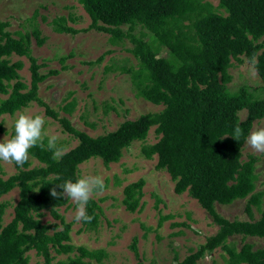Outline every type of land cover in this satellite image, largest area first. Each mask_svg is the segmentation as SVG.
Segmentation results:
<instances>
[{"label":"trees","instance_id":"1","mask_svg":"<svg viewBox=\"0 0 264 264\" xmlns=\"http://www.w3.org/2000/svg\"><path fill=\"white\" fill-rule=\"evenodd\" d=\"M77 1L89 18L81 31L105 33L112 45L128 41L126 50L136 60V67L119 69L129 75L138 97L160 104L161 108L125 119L113 130L96 136L76 129L66 116H59L37 96L38 83L57 72L40 73L38 69L44 64L30 55V35L37 45L44 41L38 28L16 31L15 37L5 30L8 23L0 20V96H5L0 97V116L11 115L34 101L44 107L62 131L76 139L59 160L53 159L46 147L30 149L29 156L39 165L28 167L27 161L22 167L15 166L14 174L0 178V196L13 188L18 190L12 216L5 224L1 220L6 203L0 202V264H27L29 250L42 258L40 264L100 263L104 256L101 249L89 250L69 243L70 222L65 223L57 212L67 199L53 198L49 190L79 177L78 164L91 157L100 158L105 166L118 161L122 150L134 140H144L150 128L156 141L142 145L140 154L145 158L155 155L154 168L167 172L173 181V192H185L193 198L218 226L181 260L173 256L165 264H196L217 247L226 254L225 264H264V189L255 190L254 164L258 158L249 154L246 160L241 159L242 145L253 122L264 117V0H217L215 5L204 0ZM65 19H52V31L77 33L79 30L67 25ZM162 48L167 51L165 56L159 54ZM12 54L29 61L28 86L18 74L22 61H10ZM101 58L102 55L93 62ZM231 60L250 64L261 82L259 86L249 89L243 84L229 89L227 69ZM73 104H63L62 111L70 114ZM242 109L245 116L240 119L238 112ZM237 123L243 129L238 141L231 136L220 139L231 134ZM142 186L143 179H138L123 187L121 203L127 211L141 208ZM235 199L245 200L243 211L248 220H227L214 211L213 203L226 204ZM252 208L259 213L256 219L252 218ZM43 209L58 219L61 229L56 230L55 223L40 221ZM87 212L93 219L81 222L82 227L95 229L100 208L93 199ZM164 218L160 217L157 225ZM234 235L258 238L261 245L253 249L251 243L242 242L234 249L226 243ZM135 244L133 237L129 248L137 256ZM50 250L55 255L73 250L76 254L53 260Z\"/></svg>","mask_w":264,"mask_h":264},{"label":"rangeland","instance_id":"2","mask_svg":"<svg viewBox=\"0 0 264 264\" xmlns=\"http://www.w3.org/2000/svg\"><path fill=\"white\" fill-rule=\"evenodd\" d=\"M204 1L213 5L217 3V0ZM59 16H64L66 24L79 31L74 34L52 31L50 22ZM69 16L74 20L71 21ZM0 20L8 23L5 30L15 37L16 31L31 32L33 26L38 28L39 36L44 37V41L37 45L33 35H30V55L37 63L44 64L38 69L40 73H47L49 70L57 72L48 74L38 83L37 96L59 116H66L76 129L96 136L113 130L125 119L161 108L160 104L155 105L138 97L130 83L129 75L119 69L120 66L136 67V60L126 50L130 46L127 40H123L120 45H112L105 33L93 29L81 31L89 24V18L77 0H0ZM166 53L165 48L159 51L163 56ZM100 55L101 60L93 62ZM63 56L60 61L59 58ZM9 59L22 61L18 74L20 80L28 86L30 73L27 58L12 54ZM231 64L227 69L230 75V81L227 83L229 89H236L243 84L249 89L259 86L261 82L250 64L245 61L237 63L234 60H231ZM70 101L74 103L73 108L70 114H66L61 106ZM21 113L42 115L46 121V135H57L60 138L58 143L62 144L65 151L76 144V139L62 131L58 122L45 113L43 106L34 101L11 115L0 116L4 130L0 133V142H5L14 135V122ZM238 116L243 119L245 110L239 111ZM257 127H264V117L254 121L250 131ZM152 129L148 130L144 140H134L123 149L116 162L105 166L100 158L91 157L78 164L79 177L98 175L104 179L105 189L95 193L92 198L100 208L95 229H83L82 224L73 219L76 206L70 199L57 208L63 221L70 222L69 243L89 250L103 251L104 256L98 264H136L138 261L165 264L171 262L173 256L181 260L218 228L193 198L185 192H173V181L167 172L154 168L155 155L145 158L140 154L142 145L156 141L157 136ZM249 154L258 158L254 164L257 176L255 190H262L264 154L255 153L244 141L241 159L246 160ZM28 162V167L39 165L30 156ZM15 172V165L0 160V178L4 179ZM138 179H143L142 196L139 200L141 208L129 212L121 203L122 189ZM17 199V188L0 196V202L6 203L2 224L10 220L12 206ZM244 203V199H235L226 204L215 202L213 209L227 220H248L243 211ZM258 216L259 213L252 208V218L256 219ZM160 217L165 218L157 225ZM39 219L42 223H55L56 230L61 229L58 219L53 218L46 209L41 210ZM50 232L51 230H48V233ZM133 237L136 238L137 256L129 248ZM242 242L251 243L253 249L261 245V240L255 237L242 239L240 235H234L226 240L234 249H238ZM50 253L54 255L53 260H56L75 255L76 251L55 255L50 250ZM26 254L27 264L41 263L42 258L36 255L34 250H29ZM225 259V252L217 247L196 264H225Z\"/></svg>","mask_w":264,"mask_h":264},{"label":"clouds","instance_id":"3","mask_svg":"<svg viewBox=\"0 0 264 264\" xmlns=\"http://www.w3.org/2000/svg\"><path fill=\"white\" fill-rule=\"evenodd\" d=\"M242 122L240 121V123ZM45 123V118L39 114L26 115L21 113L18 115L14 122V135L5 142H0V160L22 167L29 160L30 149L34 147L42 149L46 147L52 152V158L56 160L66 155L65 149L58 143L60 138L57 135H46ZM240 123H237L231 134H226L220 139L231 136L238 141L243 135ZM245 143L255 153L264 154V127H257L250 131ZM57 188L61 191H58ZM104 189L105 183L102 177L88 175L56 184L49 191L53 198L58 200L61 198L70 199L74 203L76 209L73 219L77 223H90L93 216L87 212L88 203L95 193L102 192Z\"/></svg>","mask_w":264,"mask_h":264}]
</instances>
